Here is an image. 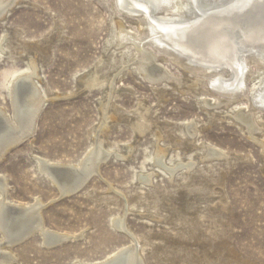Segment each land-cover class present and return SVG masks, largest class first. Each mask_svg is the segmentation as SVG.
<instances>
[{"label":"rangeland","instance_id":"obj_1","mask_svg":"<svg viewBox=\"0 0 264 264\" xmlns=\"http://www.w3.org/2000/svg\"><path fill=\"white\" fill-rule=\"evenodd\" d=\"M110 6V0H23L0 21V36L7 33L11 38L10 56L5 54L0 62V107L6 112H10L9 80L14 74L25 71L32 55L27 46L44 47L46 36L52 38L55 29L63 35L59 41L51 43L50 57L41 73L49 97L54 98L56 93L68 97L47 103L37 119L33 138L24 140L0 160V174L9 185L6 195L9 200L33 204L38 199L41 202L38 209L49 229L77 236L74 241L48 248L38 235H33L11 248L16 260L10 264L101 261L136 235L143 238V264H264V161L260 148L243 135L238 124L216 122L205 129L207 117L198 109L194 95L189 94L185 100L174 92L165 104L157 107L154 118L168 122L173 131H177L183 121L195 120L204 140L235 154L227 162L202 164L204 172L194 175L189 184L193 193H206L213 182H218L227 203L224 210L202 208L195 212L191 202L182 216L171 217L166 225L158 214L169 217V211L175 206H184L178 191L167 184L160 185V190L173 192L170 197H164L157 190L152 196L137 194L135 209L155 208L157 214L129 212L126 201L127 196L132 198L136 191V173L139 169L151 173L149 163L142 166L143 151H151L154 138L146 136L132 141L125 124L113 128L107 141L117 149L125 142H135L134 159L123 161L110 157L101 166L98 179L90 178L81 191L61 196L38 171L35 156L61 164L77 163L91 145L89 132L98 130L101 114L97 99L102 95L79 85L77 77L85 71L95 67L101 74L112 76L118 87L113 101L121 114L133 111L137 99H144L154 107L157 104L148 83L135 73L125 72L130 60L122 59L126 62L123 67L117 58L115 44L120 38L119 23L124 21L137 27V21L112 11ZM107 41H112L111 67L104 69L100 62L106 60L103 48ZM22 51L27 52L20 54ZM161 64L175 76L183 74L170 63ZM262 138L264 141V135ZM193 154L191 152L192 157ZM205 180L208 181L205 183ZM117 195L123 196V204ZM118 217L129 227L127 235L112 226L111 221Z\"/></svg>","mask_w":264,"mask_h":264},{"label":"bare ground","instance_id":"obj_2","mask_svg":"<svg viewBox=\"0 0 264 264\" xmlns=\"http://www.w3.org/2000/svg\"><path fill=\"white\" fill-rule=\"evenodd\" d=\"M22 2L0 0V21ZM110 2L112 11L129 20L135 19L138 24L133 27L124 21L119 23L120 38L115 44L119 54L117 58L123 67L126 62L122 59L130 60L129 65H125V72L135 73L144 79L157 104L154 107L144 99H137L133 111L128 115L121 114L113 101L118 87L112 76L101 74L95 67L85 71L77 77L79 85L102 95L97 99L101 114L98 130L89 132L92 135L91 145L84 158L77 163L61 164L35 156L38 171L56 187L60 195L70 196L81 191L90 178L97 177L101 166L110 157L132 161L137 152V144L132 141L151 136L154 138L152 149L149 152L144 149L142 163V166L150 164L151 173L143 169L136 173V191L132 198L126 195L125 206L129 212L157 214L155 208L135 209L134 203L137 194L152 196L159 192L164 197L173 194L161 191L160 185H170L184 201V206H175L169 211V217L158 214L166 225L171 217L182 216L191 202V209L195 212L202 208L226 209L225 194L218 182H213L206 193H193L189 184L194 175L204 172L202 164L211 166L227 162L235 154L204 140L195 120H185L177 131H173L168 122H161L154 116L159 110L157 107L165 104L174 92L185 100L189 94L194 95L198 109L207 117L205 129L216 122L238 124L243 135L259 146L264 161V118H261V114L264 115V0ZM54 33L52 38L46 36L44 47L25 45L32 54L31 58L28 55L30 60H27L26 69L18 71L9 80L7 95L10 112L0 107V160L21 142L33 138L37 119L49 101L66 96L56 93L51 98L43 86L41 68L50 57L49 47L63 36L58 29ZM10 39L7 33L0 36V62L5 54L10 56ZM111 43L107 41L103 48L106 60L100 62L101 68L111 67ZM129 48H132L130 53L126 52ZM165 62L181 69L183 74L173 75L164 69L161 63ZM106 86L107 90L104 89ZM120 124L126 125L133 140L117 149L108 143L107 136ZM8 189L6 177L0 174V264L15 262L11 248L33 235H38L41 243L48 248L77 239L75 234L56 232L45 225L38 209L41 204L38 199L33 204L13 202L6 196ZM117 197L123 204V196ZM111 222L117 231L127 235L129 227L121 217ZM131 237L127 245L101 261H77L75 264H143V238L137 235L135 239Z\"/></svg>","mask_w":264,"mask_h":264},{"label":"water","instance_id":"obj_3","mask_svg":"<svg viewBox=\"0 0 264 264\" xmlns=\"http://www.w3.org/2000/svg\"><path fill=\"white\" fill-rule=\"evenodd\" d=\"M66 171V170H65ZM61 196H64V195H61ZM18 210V209H17ZM19 211H21V210H19ZM15 212H16V210H15ZM18 212V211H17ZM19 243H21V242H19ZM19 243H15V245H17V244H19Z\"/></svg>","mask_w":264,"mask_h":264},{"label":"snow or ice","instance_id":"obj_4","mask_svg":"<svg viewBox=\"0 0 264 264\" xmlns=\"http://www.w3.org/2000/svg\"><path fill=\"white\" fill-rule=\"evenodd\" d=\"M146 10V9H145Z\"/></svg>","mask_w":264,"mask_h":264}]
</instances>
